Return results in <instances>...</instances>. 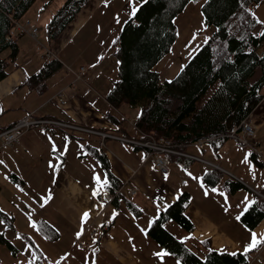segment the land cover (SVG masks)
Segmentation results:
<instances>
[{"label":"trees","instance_id":"1","mask_svg":"<svg viewBox=\"0 0 264 264\" xmlns=\"http://www.w3.org/2000/svg\"><path fill=\"white\" fill-rule=\"evenodd\" d=\"M89 1L63 0L44 26L47 38L53 40L59 36ZM199 1L147 0L138 7L134 16L121 20L123 23L121 28L119 26V33L112 40L102 38L100 29L91 36L92 45L98 50L88 54L91 64L100 62L110 54L116 63L117 78L104 98L121 116L120 120L110 115L107 117L118 128L116 132H122V137L141 142L162 139L176 150L183 151L188 145L201 146L204 142L226 139L225 135L230 129L248 119L261 100L260 91L264 88V36L256 32L258 23L252 10L262 0H205L201 3L203 26L213 27V32L172 79L160 80V73L154 67L170 53L177 40L175 18L188 3ZM35 2L0 0V80L7 75L8 62L18 54L17 40L22 33L13 36L10 33L15 23L25 17ZM89 19L78 34L91 25ZM103 49L106 50L105 54L100 52ZM5 51L8 54L1 57ZM60 67L61 62L57 58L46 60L37 73L26 79V85L41 92L45 80ZM124 107L133 109L134 115L128 113L129 116L125 117ZM129 117L133 118L131 132L134 135H130V130L124 128L122 123ZM4 129L0 127V131ZM131 145L137 149L143 148L147 153L149 151L146 147ZM89 151L103 168L108 181L105 191L111 197V203L117 206L121 183L111 173L104 152L91 148ZM173 157L176 155L169 156L170 159ZM222 176L220 171L210 169L204 172L202 180L212 187L223 178V185L229 193H235L243 186L230 177ZM189 204V194L180 192L152 220L146 230L147 237L180 264L250 263L248 255L251 250L235 252V255L217 252L208 248L203 241L192 238L182 241L170 233L165 227L168 222H174L186 233L192 232L193 225L185 215ZM128 205L134 207V204ZM135 214H138V210H135ZM0 219L6 221L10 228L13 227L11 215L0 210ZM263 219L264 199L256 197L249 210L241 216L240 223L251 230ZM35 225L48 240L59 237L58 231L44 219H38ZM28 244L39 252L31 240ZM0 246L16 251L1 231ZM0 264L4 263L0 260ZM31 264L54 263L46 262L38 253Z\"/></svg>","mask_w":264,"mask_h":264},{"label":"crops","instance_id":"2","mask_svg":"<svg viewBox=\"0 0 264 264\" xmlns=\"http://www.w3.org/2000/svg\"><path fill=\"white\" fill-rule=\"evenodd\" d=\"M101 2L102 0H90L55 39L49 40L45 35L42 41L46 46L41 45L40 51L34 46L36 50L33 47V53H31L32 48H26L25 44L34 39L29 34H22L17 40L18 54L13 61L8 62L7 75L0 80V101L4 102L8 112L0 122L2 128L9 127L27 114H35L37 117L78 125L111 135L112 138L107 137L102 140L99 136L84 130L70 129L73 132L66 133L58 128L49 131L32 128L24 132L15 144L3 147L0 153V158L2 157L4 163L14 161L19 155L25 165L28 164V168L36 169L38 167V183L46 185L44 191L47 196H53L54 206L58 213L57 219L61 227L70 229L71 236L75 232L74 236L77 239L88 238L89 240L96 238L97 232L93 228L96 226L101 228L103 236L97 241L96 245L98 246L105 245L110 239V224H107V217H105L109 206L105 203L110 202L111 204V201L104 200L105 187L100 190L93 179L94 175L100 177L101 180L106 178L103 168L91 155L89 149L104 152L111 173L119 180L122 187L126 184V186L141 189L142 179L150 180V173L156 171L154 162H152L154 159L148 155L145 149V153L141 154L134 145L114 138L122 137L120 135L122 132L119 134L116 132L118 128L110 122L107 116L110 115L117 120H120L121 116L106 102L104 97L117 78V75L110 73L111 67L116 68V63L104 56L100 62L91 64L87 57L84 63L76 67V63L80 59L79 54L83 55L86 51L79 50L77 42L74 43V38L78 35L82 25L89 19L96 5L99 6ZM34 12L37 13L34 15L35 17L40 16L39 8ZM260 15L257 13L256 20H262ZM31 18L32 16L29 17L30 20ZM33 19L30 21L31 23L37 22L35 18ZM263 29L264 24L258 23L256 32ZM71 43H74L73 50L77 48L80 52L77 61L73 64L66 63L65 57L68 56H63ZM44 51H49V59L57 58L61 62V67L45 80L44 89L37 92L26 85V79L37 73L43 63L49 60L41 57ZM6 53L8 54V51ZM86 53L92 54V52ZM81 65L86 67V71L82 74L81 79L77 80L71 71H78ZM51 78L52 83H47V80ZM17 93H19L18 97ZM260 93L262 98L250 112L248 120L254 129V142L260 146V151L264 154V88ZM14 95L15 99L13 100L11 98ZM129 133L134 135V132L129 131ZM90 137H94L95 141L90 143ZM220 143L222 141L214 140L213 142H204L201 146L192 144L181 151L202 161L184 156H176L171 159L166 156L169 159V175L167 174L168 176L166 175V179L163 180L157 177L158 180L153 184L150 192L151 198L157 196L158 193L161 195V200L154 205L155 210L151 214L152 217L150 216L149 220H146V224H140L136 217H128L133 227L130 228V234H127L126 237L131 243H133V238H138L139 243L141 238H144V243L150 245L151 241H147L144 237L147 236L148 221L156 218L164 210V205L172 202L180 192H187L190 204L185 210V215L192 223L193 230L186 233L185 237L180 240L192 238L203 241L208 248L217 252L245 251V244L237 241L229 233L228 212L232 206V200L238 198L239 194L248 192L252 194L253 201L256 197L263 195L264 165L263 161L256 157L248 147L235 142L224 145H220ZM205 144L211 145L214 148L213 152L206 151ZM53 145L55 151H53ZM219 147L220 149H218ZM28 153L32 154L30 158L27 157ZM246 153L249 154V158L253 160L262 176L261 179L254 180L256 188L245 182L235 170L239 161H244ZM201 164L205 165V168H202ZM250 165L252 169L253 165L251 163ZM18 167L20 171L24 168L20 163ZM210 169L220 171L223 176L230 177L243 186L235 193H229L223 185V178L215 186H207L202 180V175ZM18 174H14L16 180L27 178L20 172ZM213 188L218 191L212 192ZM93 189L97 190L96 195H93ZM132 191L135 193V190L131 189V194H134ZM206 192L207 195H205ZM137 200L141 201L143 198L139 197ZM128 207L130 208L129 205ZM130 209L133 215L135 209L132 207ZM85 212L88 213V216L86 219H82ZM53 227L56 229L55 226ZM77 232L80 233L79 237L76 235ZM252 232L257 234L264 232V219L249 231V235ZM112 247L117 249L115 256L119 264H144L127 252L121 253L118 244L113 243Z\"/></svg>","mask_w":264,"mask_h":264},{"label":"rangeland","instance_id":"3","mask_svg":"<svg viewBox=\"0 0 264 264\" xmlns=\"http://www.w3.org/2000/svg\"><path fill=\"white\" fill-rule=\"evenodd\" d=\"M102 1L103 2L100 3L99 6L96 5L95 9L92 11L93 14H90L89 16L91 17L89 19L91 25H88V29L82 31L81 33L79 32V34L74 38V43L77 42L79 46L78 48L81 51H98L91 42V36L96 32V30L100 29L102 38H109L110 40H112L119 33V26L121 28V25L123 23L121 20H125L128 16H130V7L128 0ZM204 1L205 0H200L197 3H188L185 9L175 18V24L177 26V40L172 46L170 53L165 55L154 67V69H156L160 73V80L162 82L172 79L193 56L200 45L205 41L206 37L213 32V27L204 28L202 23L203 16L200 11V5ZM62 2L63 0H36V2L24 15L25 17L17 22H20L25 28H27L29 25L28 22L34 20L33 18H35L37 22H30V24L32 25V27L35 26L34 28H37L38 33L36 39L42 46L45 47L46 45L42 41L45 38L44 26L54 10L59 7ZM42 6H46L45 9H43ZM37 8H39L40 16L35 17L34 15H36L37 13L35 14L34 10H36ZM254 8L255 9L252 11L254 17L257 16V13H260V16H262L261 21H264V0H262V2ZM30 16H32L31 20L29 19ZM94 18L97 20H94ZM74 43H71V45L65 50V53L63 55L68 56L65 57V62L69 64H73L75 61H77L78 54L80 53L77 48L73 50ZM34 46H37L34 40H30L25 44L26 48H32L31 53H33ZM34 50H36L35 47ZM100 52L102 54H105L106 50L103 49ZM6 54V51L3 52L1 54V57H4ZM79 57L80 59L77 61L76 67L85 62V59L88 57V53H85L83 55L80 53ZM106 58H109L113 62H115L111 54ZM80 67H83L86 70L85 66L81 65ZM79 69L78 71L71 72L73 73V75H76L79 72ZM110 71L111 74H115V76L117 75L116 68L111 67ZM82 80L84 79L82 78ZM47 83H52V78L48 79ZM92 92L94 93V91ZM16 95L18 97L19 93H17ZM11 99L14 100L15 95L12 96ZM123 109H125L126 111L125 117L129 116L128 113H130V116L134 115V112H132L133 109L126 107H124ZM6 110V105L4 104V102L0 101V122H2L4 117L8 114ZM132 121V117L126 118L122 122L124 124V128L132 131ZM80 128L87 132L91 131L92 134L99 136L103 140L107 137H111V135L109 136L105 132L102 134H97L89 128ZM35 129L43 130L40 127H36ZM58 130L55 131L59 132ZM62 131L66 133L73 132L70 129H64ZM229 135L230 131L226 136L227 139L220 140L222 141L220 145L233 142L237 143L236 139L228 138ZM94 139V137H90V143L92 141H95ZM127 146L132 147L131 145ZM237 146L241 147L239 145ZM170 147L172 151L166 152L165 157H169L170 155H177L173 152V150L175 152H179L178 150L176 151L175 148L173 149L171 145ZM190 147L192 148V146ZM246 148L245 150L247 151ZM205 149L206 151L211 152H213L214 150V148H212V146L209 144H205ZM218 149H220V147ZM137 151H139L141 154L145 153L143 148ZM31 155L32 154L28 153L27 157L30 158ZM0 159L2 160V157ZM248 159L249 163L247 164L239 161L238 166L235 170L237 171V174L239 176H242L245 182H247L250 186L256 188V181L254 180H259L262 178V176L259 174L258 168L255 166L253 160H251L249 156ZM1 160L0 210L13 217V227L10 228L6 221L0 219V231L3 232L4 236L13 244L16 249L15 252H12L8 248L0 246V260L4 264H31L35 261L38 253H40V255L44 257L46 262L54 264H119L118 259L115 256V252L117 249H114L112 247L113 243H116L120 246L121 253L127 252L128 254L133 255L135 258L144 262V264H178L177 260L170 255L165 256L163 262L156 256H154L153 253L161 251L162 248L159 247L155 242L150 240L147 236L144 237L145 239H147V241H151L149 242L151 243L150 245L148 243H144V238H141L140 243L138 242V238H133V243H131L128 237H126L127 234H130V228L133 227L129 222L128 217H136L138 218V222L140 224H146V220H149L151 214L154 213V205H156L155 203L158 204V202L161 200V195L159 193L157 194V196L151 198L150 192L152 190V186L158 180V178L160 180L166 179L169 174L167 176H164L158 173V171L156 170L153 173H150V180H147L146 178L142 179L141 189L128 185L126 186V184L123 187L121 186L119 188L120 196L117 206H114L112 203L110 204V202L105 203V205L109 206L107 212L105 213V217H107V224H110V239L105 245L98 246L96 245V243L98 240L102 239L103 236L101 228L97 226L94 227L93 229L95 230V232H97V234L95 235L96 238L89 240L88 238L77 239L74 236L75 232L73 233V236H71L72 233L70 229L61 227L57 219L58 213L57 209L54 206L55 202L53 201V196H48L50 198L47 200V203H45L42 199V197L47 196L46 192L44 191L46 185H39L38 183V167L36 169L28 168V164L25 165L23 159L19 157V155L15 158L14 161H7L6 163H4L3 160ZM152 162H154V160ZM168 162L169 159L167 160V164ZM19 163L21 167H24L21 171L18 167ZM250 163L253 165L252 169L249 166ZM170 164L172 165V163ZM201 167L205 168V165L201 164ZM19 172L21 173V175L27 176V178H25V180L24 178H20L22 180H16L14 178V174L19 175ZM164 187L165 184L163 185V188ZM131 189L135 190V193L132 191V193L134 194H131ZM237 196L238 198H234L232 200V206L230 207V210L228 212V230L230 235H233L234 238L237 239V241L246 245L250 239V230L245 228L240 223V220L238 221L236 219V216L241 213L243 206L242 202L245 201V198L251 201H253L254 199L252 197V194L248 192L239 194ZM139 197L143 198V200L136 201V199ZM156 198L158 200H155ZM128 203L134 204V207L132 208L138 210L137 215H135V213L132 215V213L130 212L131 209L128 207ZM170 203H166L164 207ZM113 213H115V215H113ZM38 219H44L55 226L58 230L59 237H57L55 240H48L47 238L43 237L39 233L35 225ZM33 225H35V227H33ZM165 227L179 240L181 238H184L186 235V232H184L174 222L166 223ZM29 240L33 242V246H35L39 250V252H37L28 244ZM79 246H82V248H79ZM256 247L253 250L251 249L248 255V259L250 262L249 264H264V243H261L260 247Z\"/></svg>","mask_w":264,"mask_h":264},{"label":"built area","instance_id":"4","mask_svg":"<svg viewBox=\"0 0 264 264\" xmlns=\"http://www.w3.org/2000/svg\"><path fill=\"white\" fill-rule=\"evenodd\" d=\"M15 31H29L30 35L34 38L36 36V28L34 27H28L24 28L23 25L16 24ZM13 34V32H11ZM49 55V52L44 51L42 53V56L47 57ZM80 72L84 71L83 67H80ZM80 74H77V77L79 78ZM39 126L43 129H48L50 127H64V128H78L72 125H68L59 121L51 120V119H41V118H35L32 114H27L23 118L17 120L13 125H11L9 128L3 130L0 132V152L3 147L10 146L14 143H16L19 139V137L26 132L27 130ZM91 132V131H89ZM95 132V131H93ZM97 134H102L99 132H95ZM227 136V135H226ZM254 137V129L249 124L247 119H244L240 126L233 127L230 129V135L229 138L236 139L241 145H245L249 147L253 153L259 157L264 158V154L260 152L259 148L256 146V144L253 142ZM123 141L133 143L135 145L146 147L150 154L154 157L155 160V167L157 168L158 172L160 174H166L167 173V159L164 158L162 155L166 154V152H171L172 149L168 142L163 141L162 139L159 140H153V141H134V140H127L122 139ZM174 149V148H173ZM177 151V150H176ZM177 155L182 154L181 152H175ZM190 158H193L192 156H189ZM106 200H109L108 196H105Z\"/></svg>","mask_w":264,"mask_h":264},{"label":"snow or ice","instance_id":"5","mask_svg":"<svg viewBox=\"0 0 264 264\" xmlns=\"http://www.w3.org/2000/svg\"><path fill=\"white\" fill-rule=\"evenodd\" d=\"M129 2V7H130V18L132 16H134L137 11H138V7L144 3H147V0H128ZM207 2V0H206ZM257 23H261V24H264V21H260V20H257L256 21ZM99 30V29H98ZM258 35H262L264 36V32H260L258 33ZM53 151H55V146L53 145ZM248 156L249 154L246 153L245 154V157H244V163H249L248 161ZM251 167V165H249ZM93 179L95 180L98 188L100 190H102L104 187L107 186L108 184V181L107 179H104V180H101L100 177H97V176H93ZM199 179V178H197ZM201 187H203V185H201ZM218 190L213 188L212 189V192H217ZM97 194V190L96 189H93V195H96ZM221 195H223V193H220ZM205 195H207V192L205 193ZM50 197L48 196H45V197H42V199L44 200L45 203H47V200L49 199ZM227 203V201H225ZM254 203V201H251V200H248L247 198H245V201L242 202L243 206H242V211L240 214H238L236 216V219L239 221L241 219V216L247 212L250 208V206ZM227 210V209H226ZM113 215H115V213H113ZM88 216V213L85 212L83 213L82 215V219H86ZM152 221H148V224L151 225ZM33 227H35V225H33ZM77 237H79L80 233L77 232L76 233ZM261 243H264V232L262 233H255V232H252L251 235H250V239H249V242L245 245V252L251 250V249H254L256 246H258L259 244ZM154 256H156L158 259H160L162 262H163V259L165 256L169 255V253H167L165 250L161 249V251L159 252H155L153 253ZM232 255H235V253H232ZM179 264V262H178Z\"/></svg>","mask_w":264,"mask_h":264},{"label":"bare ground","instance_id":"6","mask_svg":"<svg viewBox=\"0 0 264 264\" xmlns=\"http://www.w3.org/2000/svg\"><path fill=\"white\" fill-rule=\"evenodd\" d=\"M149 141V139H147ZM152 141V140H151Z\"/></svg>","mask_w":264,"mask_h":264}]
</instances>
